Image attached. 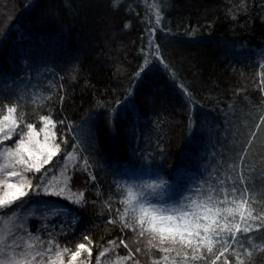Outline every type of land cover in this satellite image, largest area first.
<instances>
[{"label":"trees","instance_id":"trees-1","mask_svg":"<svg viewBox=\"0 0 264 264\" xmlns=\"http://www.w3.org/2000/svg\"><path fill=\"white\" fill-rule=\"evenodd\" d=\"M145 58L151 70L136 78ZM262 66L264 0H0V102H15L17 115L34 126L51 115L57 142L66 138L62 149L75 144L81 157L67 175L85 203L30 192L25 206L43 207L25 217L27 232L44 241L52 233L73 251L87 235L90 264L112 248L109 241L124 239L135 254L125 264H152L162 253L149 252L118 220L108 222L123 207L117 184L163 179L168 190L156 202L171 204L207 188L205 181L216 186L224 173L235 176L232 164L255 194L257 213L264 210V125L255 128L264 116ZM12 138L7 145L19 135ZM62 161L63 153L46 165L48 175L60 174ZM53 207L66 211H44ZM250 235L241 241L253 253L245 264H264V229ZM127 255L120 245L103 258L112 264Z\"/></svg>","mask_w":264,"mask_h":264},{"label":"snow or ice","instance_id":"snow-or-ice-1","mask_svg":"<svg viewBox=\"0 0 264 264\" xmlns=\"http://www.w3.org/2000/svg\"><path fill=\"white\" fill-rule=\"evenodd\" d=\"M160 21V10L155 7L156 25ZM150 31L154 34L155 28ZM155 55L159 57L158 48ZM151 65L152 62L145 58L144 64L135 74L136 78L146 75ZM259 75L260 90L264 92V71ZM184 92L190 95L187 89ZM43 99L50 97L42 98L41 102ZM60 99L63 100V97ZM33 103H36L35 99ZM17 112L14 102L11 106L5 104L0 115V217L3 218V226L0 227V264H90L93 242L87 235L84 236L87 244L78 243L74 251L62 247L52 233H49L47 241L41 240L40 236L27 232L23 218L12 209L14 204L17 208L25 207L24 198L30 192L40 191L45 195L62 197L72 204L85 203L84 192L73 193L71 178L67 175L69 167L76 166V162L81 159L76 145H73L72 152L62 149V144L68 141L62 138L57 142V121L51 115L40 116L42 127L37 130L32 123H24L23 114L17 115ZM59 123L63 124L64 121ZM262 125L264 116L255 125L256 130L259 131ZM72 130L70 125L69 131ZM41 133L43 139H40ZM14 135H19L14 146L5 144ZM251 136L254 139L256 132H252ZM76 139L79 140V137ZM253 139L248 140V145L253 143ZM80 144L83 145V141ZM247 150L244 148L239 153L241 162ZM61 153L63 166L58 170L62 179L55 175L44 179L48 175L45 166ZM229 167L236 173L235 176L224 173L223 178L217 177L216 186L205 181L207 188L198 187V194L182 196L171 204L156 202L162 201L168 190V184L163 179L139 185L117 184L118 189H123L120 200L123 207L116 209V219L108 222L115 224L118 220L122 231L128 229L136 234L137 243L143 241L149 252L156 249L162 253L158 259H153L152 264H233L229 256L235 258L234 264H245V257L251 258L253 253L241 241L247 239L251 242L253 238L250 234L264 229V210L257 213L254 207L257 203L255 194L250 191L243 172L237 171L239 165L232 164ZM83 168L85 171L89 168L86 158L83 159ZM42 172L41 183L33 185L27 174ZM91 179L94 180L95 176ZM5 210H11V214ZM44 211L59 216L66 210L53 207ZM108 243L112 248L106 247L101 251L96 264H101L100 258L120 245L128 249V255L118 256L112 264H125L133 259L135 254L124 239H120L119 243L116 240ZM261 250L264 251V248ZM135 252L141 253V247H137ZM82 253H87L86 259H78ZM65 256L68 257L67 261ZM134 264H140L139 260H134Z\"/></svg>","mask_w":264,"mask_h":264},{"label":"rangeland","instance_id":"rangeland-1","mask_svg":"<svg viewBox=\"0 0 264 264\" xmlns=\"http://www.w3.org/2000/svg\"><path fill=\"white\" fill-rule=\"evenodd\" d=\"M263 64V63H262ZM5 104H7L6 102H0V115H2L3 114V106L5 105ZM7 105H9V106H11L12 105V103H9V104H7ZM38 126H36V128H37V130H39L41 127H42V125H41V122L39 121L38 122ZM24 130H26V129H24ZM13 139V138H12ZM19 138H17V140H18ZM40 139H43V133H41V136H40ZM9 143V141H7L5 144H8ZM8 146H14V143H10ZM62 166H63V161H62V164H61V166H60V168H62ZM59 173V172H58ZM38 173H28L27 175H28V177L31 179V181H33V179H34V177L35 176H38V178H40L39 179V181L37 180V182H38V184L39 183H41V176L40 175H37ZM53 175H55V176H57L58 178H61L62 179V177H60V174H57V172L56 173H52V174H50V175H48L46 178H44V179H50ZM37 178V177H36ZM41 207H43V205L42 204H34V205H32L31 207H23V208H16V210H15V212H16V215L17 216H20V217H22L23 218V223H24V219H25V217L27 216V215H29V214H31V213H34V210H37L38 208H41ZM6 212H9V214H11V211H6ZM2 217H0V227H2L3 226V224H2ZM21 234L23 235L24 233L21 231ZM109 247V246H108ZM100 260H101V264H105V261H104V258L102 257V258H100ZM66 261H67V259H66ZM104 262V263H103Z\"/></svg>","mask_w":264,"mask_h":264}]
</instances>
